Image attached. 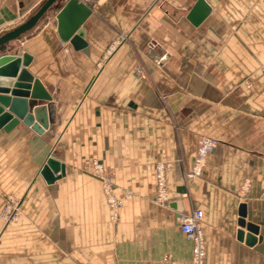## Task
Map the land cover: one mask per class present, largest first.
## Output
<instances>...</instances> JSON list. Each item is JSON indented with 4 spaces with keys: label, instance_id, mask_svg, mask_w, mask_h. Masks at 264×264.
Instances as JSON below:
<instances>
[{
    "label": "crops",
    "instance_id": "obj_1",
    "mask_svg": "<svg viewBox=\"0 0 264 264\" xmlns=\"http://www.w3.org/2000/svg\"><path fill=\"white\" fill-rule=\"evenodd\" d=\"M43 1L0 0V35ZM197 1L78 0L90 10L86 53L59 39L54 11L7 46L31 56L26 69L52 99L33 107L47 108L43 135L0 133V214L19 205L13 223L0 217V264H191L180 217L193 210L205 264H264V0H204L202 19ZM204 136L217 145L186 180ZM48 156L63 165L50 183ZM94 160L117 197L132 194L116 223ZM166 161L160 206L155 164ZM241 204L258 226L251 246L237 238Z\"/></svg>",
    "mask_w": 264,
    "mask_h": 264
},
{
    "label": "water",
    "instance_id": "obj_2",
    "mask_svg": "<svg viewBox=\"0 0 264 264\" xmlns=\"http://www.w3.org/2000/svg\"><path fill=\"white\" fill-rule=\"evenodd\" d=\"M62 3V5H61ZM210 8L204 0H198L192 13L202 19ZM54 11L56 31L62 42H68L73 49L87 52L84 40L85 31L82 28L90 10L78 0H44L40 6L23 23L0 35V133L5 134L19 124L31 129L37 135H43L49 130V117L46 106L33 108L37 101L49 102L52 98L43 84L34 78L26 69L31 62V56L21 49L16 55L7 54V46L30 32L46 13ZM11 87V89H9ZM63 165L55 158L48 156L41 167L40 174L47 182H52L53 172ZM245 204L239 207L237 238L245 240L251 246L257 240L255 235L258 226L246 223Z\"/></svg>",
    "mask_w": 264,
    "mask_h": 264
},
{
    "label": "built area",
    "instance_id": "obj_3",
    "mask_svg": "<svg viewBox=\"0 0 264 264\" xmlns=\"http://www.w3.org/2000/svg\"><path fill=\"white\" fill-rule=\"evenodd\" d=\"M126 34L122 35V39ZM113 48V44L106 50L108 54ZM140 72V71H139ZM217 145V140L210 137H201L197 142V150L193 162L185 173L186 180H193L202 175L207 156ZM172 163L169 161L158 162L155 164V184H156V203L165 206L168 203V191L166 182V172ZM89 174L95 177L101 186V190L106 198V202L111 210V221L116 223L119 219L118 211L123 206L125 199L131 198V192H124L123 196L117 197L113 193L112 174L105 169L104 165L94 160L91 162ZM18 202L9 199L2 208L0 217L5 224H11L18 219ZM202 211L193 210L191 213L180 217V231L183 236L192 243L191 264H205L206 248L204 237L201 231Z\"/></svg>",
    "mask_w": 264,
    "mask_h": 264
}]
</instances>
